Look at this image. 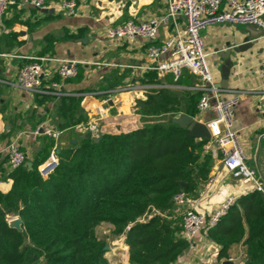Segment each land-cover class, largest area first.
<instances>
[{
    "label": "trees",
    "instance_id": "trees-1",
    "mask_svg": "<svg viewBox=\"0 0 264 264\" xmlns=\"http://www.w3.org/2000/svg\"><path fill=\"white\" fill-rule=\"evenodd\" d=\"M53 41L47 36L45 49ZM189 79L180 74L176 83ZM118 83L112 80L109 87ZM36 97L38 104L50 98ZM199 97L195 90H146L134 103L138 127L97 139L72 133L69 145L58 148L57 166L47 179L37 167L49 156L51 139L43 138L31 167L6 171L0 160V181L11 182L8 191L0 190V264H113L105 256L108 236L95 232L102 222L114 226L111 235H124L127 264L177 261L188 242L179 236L182 219L172 197L180 191L188 198L196 195L208 178L212 156L203 149L207 140L185 137L186 128L171 120L180 113L195 116ZM79 105L80 97L62 96L55 108L59 129L85 120ZM158 118L164 120L154 122ZM15 216L21 230L9 226ZM205 234L218 246L217 261L241 243L242 264H264L262 193L237 197Z\"/></svg>",
    "mask_w": 264,
    "mask_h": 264
},
{
    "label": "crops",
    "instance_id": "crops-1",
    "mask_svg": "<svg viewBox=\"0 0 264 264\" xmlns=\"http://www.w3.org/2000/svg\"><path fill=\"white\" fill-rule=\"evenodd\" d=\"M75 1V15L68 16L56 10L43 13L28 5L16 4L10 6L0 20V160L6 171L9 169L3 149L10 142H16L29 161L42 151L43 138L53 140L44 134H34L40 122L60 131L58 148L69 144L73 139L72 133L83 135L76 125L58 128L55 108L62 96L80 97L77 111L85 117L82 122L105 112V117L98 121L102 134L118 133L138 127L140 117L134 103L144 96L146 90L170 88L192 91V86L198 84L197 78L187 70L181 74L188 75L190 82L176 83L178 78L175 80L170 73L161 75L154 69L145 68L151 65L147 48L151 44L161 45L175 31L172 21L161 25L157 37L151 41L137 38L114 42L105 37L106 28L127 20L137 22L165 17L168 0ZM247 25L210 23L200 30V35L210 57L211 76L219 96L228 97L236 91L241 93L240 101L234 107L232 130L238 134L247 166L255 171L264 186L255 160L257 146L260 145L258 166L264 174V81L260 76L264 67V36L250 39L252 45L248 48L236 49L251 34L246 30ZM178 27H183L181 19H178ZM255 32L253 30L252 34ZM47 36H52L54 41L45 49ZM40 55L74 58L83 63L79 65V74L66 80L57 75L56 63H50L42 78V88L49 92L32 94L21 90L17 86L16 75L27 59L18 56ZM227 60L229 68L223 70ZM112 80L119 82L118 85L109 87ZM52 82L58 86L52 88ZM37 95L50 98L38 104ZM88 96L92 99L83 107ZM106 99L107 104L103 102ZM212 115L210 111L197 109L193 118L206 123ZM10 186V181H0L2 191H8ZM250 191H253L250 184L244 183L238 175L226 172L220 159L212 157L208 178L198 185L196 195L188 200L194 203L197 211L207 215L226 196L239 197ZM97 227L109 232L114 229L107 222ZM124 246L128 261V247ZM217 250L218 246L201 231L178 261L182 264H213L232 258L233 264H242L244 260L241 243L230 248L227 259L217 261Z\"/></svg>",
    "mask_w": 264,
    "mask_h": 264
},
{
    "label": "built area",
    "instance_id": "built-area-1",
    "mask_svg": "<svg viewBox=\"0 0 264 264\" xmlns=\"http://www.w3.org/2000/svg\"><path fill=\"white\" fill-rule=\"evenodd\" d=\"M86 1V0H81ZM20 4L35 9L52 8L58 12L71 16L75 15L77 2L75 0H0V20L7 13L10 6ZM264 0H168L165 17L148 18L142 21L127 20L120 24L106 28V39L114 42L131 41L141 38L154 40L161 25L172 21L175 31L169 35L161 45L151 44L147 48V57L151 65L146 69H154L159 74L170 73L175 80L183 70L197 78L198 84L193 90L200 92L197 102L199 111H210L213 115L205 123L210 138L203 146L204 152L214 158H219L228 173L238 175L244 183L252 186V190L264 192L262 181L253 169L245 163V155L236 131L232 130L234 107L239 103L241 93L236 91L228 97H220L209 72L200 30L210 23H241L255 25L264 29ZM178 19L183 21V27H178ZM14 56V55H11ZM166 58L162 59L161 57ZM28 62L19 67L16 75L17 86L26 92L47 93L42 88V78L50 63H56V72L61 80L75 77L78 73L80 60L74 58H55L52 56H18ZM264 81V67L260 70ZM56 82L51 83L56 88ZM108 103V99L103 101ZM105 117V112L87 122L76 124V128L91 139L102 135L98 121ZM34 134H44L53 139L54 144L47 159L37 167L42 179H47L57 166L58 137L60 131L48 126L45 122L37 124ZM3 151L6 154V165L9 170L16 169L28 161L27 154L16 142H10ZM236 196H226L209 214L195 209L194 203L188 200L185 192L173 195L174 212L181 216V230L179 236L188 242V246L197 238L201 231L215 226L226 214L228 209L236 203ZM129 226L126 227L128 229ZM231 260L232 258H228ZM172 264H182L175 261Z\"/></svg>",
    "mask_w": 264,
    "mask_h": 264
},
{
    "label": "water",
    "instance_id": "water-1",
    "mask_svg": "<svg viewBox=\"0 0 264 264\" xmlns=\"http://www.w3.org/2000/svg\"><path fill=\"white\" fill-rule=\"evenodd\" d=\"M38 10L43 12V13H53L54 12V10L52 8H49V9L41 8ZM263 19H264V16H263ZM246 30L251 31V34L245 38V40L242 44H239L238 46H236V49H238V50H242L244 48L250 47L252 45L251 42H249L250 39H255L257 37H263L264 36V29L258 28L255 25H247ZM253 30L256 31L254 34H252ZM227 61L228 62L226 64V68H223V70L229 68V60H227ZM218 85L221 86L220 84H218ZM90 99H92V96H88L84 100L82 106L84 107ZM171 121H172V123H174L176 125H179L181 127L186 128L187 132H186L185 137L194 138V139H198V140H209V138H210V133L207 129L206 124L194 119L192 116H190L186 113H180L178 116L172 118ZM85 137L90 138V134L86 133ZM259 152H260V145L257 146L255 160L257 162L258 173H259L261 179L264 180V174L262 173L261 168L258 166ZM26 165L28 167H31L32 163L28 161L26 163ZM261 193H262V198L264 200V192H261ZM8 223H9L10 227H13L17 230H21V222H20V219L18 217L15 216V217L9 219ZM107 248H108V246L104 247V249H107ZM213 264H233V262L231 260H224L222 262H214Z\"/></svg>",
    "mask_w": 264,
    "mask_h": 264
},
{
    "label": "rangeland",
    "instance_id": "rangeland-1",
    "mask_svg": "<svg viewBox=\"0 0 264 264\" xmlns=\"http://www.w3.org/2000/svg\"><path fill=\"white\" fill-rule=\"evenodd\" d=\"M204 51H205V49H204ZM206 63H207L209 72L212 75L213 67L210 64V57H208V56L206 57ZM159 120H164V118L154 119V122L159 121ZM96 235L98 237H101L103 235L108 236L107 241L109 242V244H108L109 251L105 254V256L110 260V262H112L113 264H126L127 256L125 254L126 249H124V247H125L124 246L125 245L124 244V235L121 234L119 236H113L105 228H100V227L96 228Z\"/></svg>",
    "mask_w": 264,
    "mask_h": 264
},
{
    "label": "bare ground",
    "instance_id": "bare-ground-1",
    "mask_svg": "<svg viewBox=\"0 0 264 264\" xmlns=\"http://www.w3.org/2000/svg\"><path fill=\"white\" fill-rule=\"evenodd\" d=\"M121 249V248H120ZM124 249H126V247H124Z\"/></svg>",
    "mask_w": 264,
    "mask_h": 264
}]
</instances>
